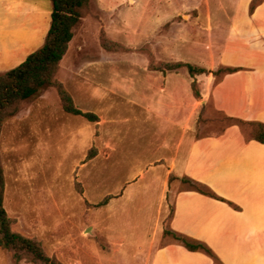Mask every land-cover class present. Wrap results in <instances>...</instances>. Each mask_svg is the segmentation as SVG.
I'll use <instances>...</instances> for the list:
<instances>
[{
  "label": "rangeland",
  "instance_id": "rangeland-1",
  "mask_svg": "<svg viewBox=\"0 0 264 264\" xmlns=\"http://www.w3.org/2000/svg\"><path fill=\"white\" fill-rule=\"evenodd\" d=\"M241 10L239 0H94L57 79L75 106L99 121L67 114L54 88L21 102L5 121L0 163L12 230L61 264H134L120 250L142 249L147 241L155 250L175 241L166 235L174 192L165 195V170L154 163L170 156L184 118L175 117L181 125L165 133L162 118L129 101L132 88L141 91L146 62L204 67L206 20ZM105 34L115 45L111 54L103 48ZM148 93L157 110L161 94ZM215 120L214 129L230 124ZM190 128L195 136L213 129L200 103ZM187 188L181 180L180 189ZM0 264L40 263L0 248Z\"/></svg>",
  "mask_w": 264,
  "mask_h": 264
},
{
  "label": "crops",
  "instance_id": "crops-1",
  "mask_svg": "<svg viewBox=\"0 0 264 264\" xmlns=\"http://www.w3.org/2000/svg\"><path fill=\"white\" fill-rule=\"evenodd\" d=\"M251 1L239 0L241 12L210 15L206 20L204 68L209 72L196 77L201 99L193 94L194 79L187 69L150 71L146 62L138 84L141 91L132 88L134 96L129 100L162 118L168 125L165 133L175 131L181 125L175 117L183 115V131L173 151L154 165L165 170L161 178L165 195L174 192L170 231L207 245L215 258L189 251L176 241L152 250L147 241L142 249L120 250L131 263L264 264V143L251 139L235 123L214 129L219 117L264 124V1L250 14ZM52 8L50 0H0V74L17 68L43 46ZM221 68L236 70L217 77L215 72ZM148 90L162 96L157 110L149 104ZM199 103L213 129L195 136L190 127ZM163 145L171 150L167 142ZM185 178L207 186L218 198L180 189Z\"/></svg>",
  "mask_w": 264,
  "mask_h": 264
},
{
  "label": "trees",
  "instance_id": "trees-1",
  "mask_svg": "<svg viewBox=\"0 0 264 264\" xmlns=\"http://www.w3.org/2000/svg\"><path fill=\"white\" fill-rule=\"evenodd\" d=\"M52 2V23L43 46L31 54L25 62L15 69L0 74V136L5 121L15 116L21 102L38 98L48 88L57 90L63 110L70 115L80 116L89 122L97 123L99 117L93 113H85L74 104L71 94L65 89L62 82L57 79L61 62L69 50L74 37V30L81 20L90 12V6L94 0H50ZM264 0H253L250 6V14H253L257 6ZM109 38L105 34L104 41ZM108 52H115V45L104 44ZM187 69L194 79L191 88L194 96L201 99L199 85L196 77L207 74L204 67L185 62H149V70L156 72H177ZM236 69L221 68L215 72L217 77L234 72ZM228 123H235L246 128L247 135L254 140L264 143V124L249 123L238 119L221 117ZM182 182L190 185V189L218 198L207 186L194 180L182 179ZM5 177L0 163V248L14 253L17 260L28 257L40 264H61L54 258H50L36 240L29 239L12 230V221L4 207ZM176 242L183 245L189 251L204 252L215 258L212 250L205 244L196 242L191 238L169 231Z\"/></svg>",
  "mask_w": 264,
  "mask_h": 264
}]
</instances>
